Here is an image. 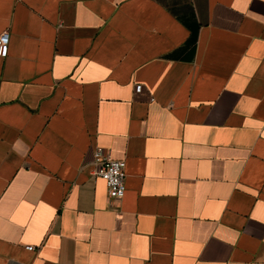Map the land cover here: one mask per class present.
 <instances>
[{
  "label": "crops",
  "instance_id": "0c3cea01",
  "mask_svg": "<svg viewBox=\"0 0 264 264\" xmlns=\"http://www.w3.org/2000/svg\"><path fill=\"white\" fill-rule=\"evenodd\" d=\"M6 31L0 264H264V0H0Z\"/></svg>",
  "mask_w": 264,
  "mask_h": 264
},
{
  "label": "built area",
  "instance_id": "2783aa9c",
  "mask_svg": "<svg viewBox=\"0 0 264 264\" xmlns=\"http://www.w3.org/2000/svg\"><path fill=\"white\" fill-rule=\"evenodd\" d=\"M10 33L0 34V56L5 57L9 53ZM91 173L95 177L105 180L108 195L111 200H120L126 192V160L115 159L109 152L100 146L93 150ZM28 250H35L34 245L26 246Z\"/></svg>",
  "mask_w": 264,
  "mask_h": 264
}]
</instances>
